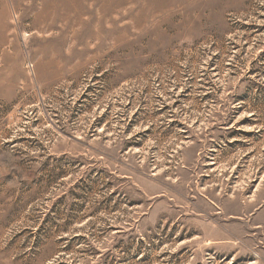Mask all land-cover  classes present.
<instances>
[{
    "label": "rangeland",
    "instance_id": "rangeland-1",
    "mask_svg": "<svg viewBox=\"0 0 264 264\" xmlns=\"http://www.w3.org/2000/svg\"><path fill=\"white\" fill-rule=\"evenodd\" d=\"M0 264H264V0H0Z\"/></svg>",
    "mask_w": 264,
    "mask_h": 264
}]
</instances>
